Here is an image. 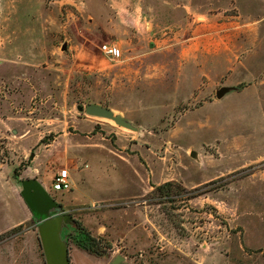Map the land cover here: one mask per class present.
Masks as SVG:
<instances>
[{"label": "rangeland", "instance_id": "obj_1", "mask_svg": "<svg viewBox=\"0 0 264 264\" xmlns=\"http://www.w3.org/2000/svg\"><path fill=\"white\" fill-rule=\"evenodd\" d=\"M27 2L0 0V51L14 55L0 56V264H46L21 195L30 179L74 219L63 234L82 227L100 239L105 261L118 255L126 264H264V0L191 7L207 25L188 37L192 63L201 47L207 73L198 74L196 64L190 97L150 100L144 109L130 90L133 75L110 70L126 55L110 61L100 50L110 40L91 33L98 55L90 62L85 53L75 62L69 51L73 31L87 30L90 15L118 10L105 0H43L52 30L41 39L31 35L40 29L41 7L29 13ZM148 43L150 71L139 81L154 92L157 48L165 44L159 37ZM222 87L235 90L218 99ZM89 104L137 130L89 115ZM62 169L70 171L72 190H51Z\"/></svg>", "mask_w": 264, "mask_h": 264}, {"label": "crops", "instance_id": "obj_2", "mask_svg": "<svg viewBox=\"0 0 264 264\" xmlns=\"http://www.w3.org/2000/svg\"><path fill=\"white\" fill-rule=\"evenodd\" d=\"M42 1L43 0H39L38 3L35 4L34 0H28L27 4H25V9L29 13L35 10L37 8L36 6L40 5L41 7L39 9L40 17L38 18L40 29L38 31L35 30L34 34H31L41 39L42 36L45 37L49 35L48 30H52L47 23V17L44 16L46 9H44ZM124 1L105 0L111 10H118L120 13H117V15L110 14L106 17L96 14L90 15L87 19L89 24L87 30H79L78 33L73 31L72 36L76 44H72L69 47V51L74 61L76 62V59H79L80 55L84 53L89 56V62L94 55L97 57L98 54L96 50L93 49V45L96 46L98 44L89 37L91 33H96L97 35L106 37L110 40L108 45L117 46L122 52V55H126L121 66H116L117 63H115L110 70L111 72H116L125 69L128 75H133L129 76V78L131 81L136 80V83L131 84V87H134L130 90L134 91V93L137 92L136 95H139L138 98L143 101V104L139 105L137 104L139 99L136 100L137 109H144L145 103L150 100L167 101L170 96L174 98V101H181L188 97V95L190 97L193 91V87H191L192 85L190 84L193 66L197 64L196 68L198 74L207 73L200 56L201 47H197V54L199 55V57H197V63H195V65L192 63V47L188 44V37L192 35L193 31L195 32L194 35H201L203 31L207 30V25L201 20H197L193 17L191 7L197 6L199 8V6L207 0ZM156 6L158 9L155 8ZM159 6H162L163 10H161ZM145 7H151V10L156 11V13L146 10ZM3 11V14H5V6L3 7ZM17 12L19 15L20 11L18 10ZM29 32H32V30ZM142 37L146 39V41L137 42V39H142ZM155 37H159L161 42L165 45L161 49L157 48V54L160 55L159 57L161 60L158 75L159 82L154 84V92H149V84L139 81V75H146V73L150 71L151 57L148 55L151 53L148 52V49L151 48L148 42L151 38ZM91 43H93V45ZM101 47L102 46H100V50ZM139 53L143 55L142 66L139 65L141 61V55ZM255 53L256 52L251 53V59L252 55L254 56ZM2 54L9 60L14 57L9 49L4 53L0 51V56H2ZM137 54L139 55L134 57V55ZM104 56L110 61L117 62V59L109 58L106 55ZM136 57L139 59H136ZM134 65L136 66L135 69H133ZM138 82L144 84L142 92H139ZM70 243L69 241V246ZM116 257H118V255ZM116 257H109L105 261L103 257L90 254L77 246L72 250L69 248L70 264H113ZM127 259L128 258L125 257L121 264H126Z\"/></svg>", "mask_w": 264, "mask_h": 264}, {"label": "water", "instance_id": "obj_3", "mask_svg": "<svg viewBox=\"0 0 264 264\" xmlns=\"http://www.w3.org/2000/svg\"><path fill=\"white\" fill-rule=\"evenodd\" d=\"M233 87H222L217 91V98L222 99L233 92ZM80 110L83 108L80 107ZM86 112L91 116L107 118L115 121L119 126L137 130L130 121L121 115H116L113 110L96 104H89ZM197 157V153H192ZM34 157V156H33ZM21 195L31 210L34 220L37 222L38 233L41 241L46 264H70L69 260V232L75 226L74 219L65 213L63 206L53 199L45 187L36 179L22 182ZM69 229L63 234L64 229ZM122 256L116 257L113 264L123 261Z\"/></svg>", "mask_w": 264, "mask_h": 264}, {"label": "trees", "instance_id": "obj_4", "mask_svg": "<svg viewBox=\"0 0 264 264\" xmlns=\"http://www.w3.org/2000/svg\"><path fill=\"white\" fill-rule=\"evenodd\" d=\"M172 183H165L163 185H160L159 187L155 188L157 192H162L165 188L172 187ZM82 228V227H81ZM79 227L73 228L72 237L69 239L71 243H73L75 246L78 248L99 256V257H105L107 254V251L105 248H103L100 244V239L98 240L97 238H94L88 231L85 229H81Z\"/></svg>", "mask_w": 264, "mask_h": 264}, {"label": "built area", "instance_id": "obj_5", "mask_svg": "<svg viewBox=\"0 0 264 264\" xmlns=\"http://www.w3.org/2000/svg\"><path fill=\"white\" fill-rule=\"evenodd\" d=\"M104 55L112 59H118L121 56V51L117 46L105 44L101 47ZM71 174L68 169H62L54 176L52 189L54 191H69L72 190Z\"/></svg>", "mask_w": 264, "mask_h": 264}]
</instances>
